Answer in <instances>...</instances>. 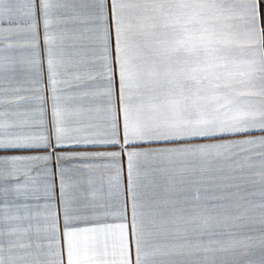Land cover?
Listing matches in <instances>:
<instances>
[{"label":"crops","instance_id":"1","mask_svg":"<svg viewBox=\"0 0 264 264\" xmlns=\"http://www.w3.org/2000/svg\"><path fill=\"white\" fill-rule=\"evenodd\" d=\"M84 17L87 23L81 22ZM43 19L40 0H0V111L5 113L0 158H24L0 160V175L19 171V183L27 185L17 192L16 180H0V188L8 189L0 192L3 264H264V131H241L264 129V0H49L46 29ZM49 49L55 93L48 82ZM108 61L113 89L105 93L101 73ZM41 95L43 101L17 102L20 96ZM125 123L129 132L145 135L218 128L237 133L133 146L151 150L224 141L232 151L139 162L135 227L127 157L121 155V189L104 202L122 200L125 212L86 209L65 233L55 153L51 160L27 159L50 149L25 147L31 141L17 138L37 133L49 141L58 135L84 144L119 132L122 144ZM111 151L120 146L57 149ZM112 162L61 161L68 197H78L88 177L97 180L96 187L104 178L107 192L106 178L114 170L97 165ZM44 186L52 187L51 197ZM34 187L40 200L32 197ZM45 203L51 207L43 208ZM82 203L77 200V206Z\"/></svg>","mask_w":264,"mask_h":264},{"label":"snow or ice","instance_id":"2","mask_svg":"<svg viewBox=\"0 0 264 264\" xmlns=\"http://www.w3.org/2000/svg\"><path fill=\"white\" fill-rule=\"evenodd\" d=\"M102 3V0H101ZM40 6L42 10V15L44 17L43 23L45 29L48 26L49 20H48V7H49V0H40ZM88 18L84 17L81 22L87 23ZM45 41L48 40V34L45 32ZM22 47L27 46L26 44L21 45ZM119 51V49H118ZM108 59L107 57L105 58ZM118 65L120 64L119 59L117 60ZM37 64H39V60H37ZM47 66H48V82L50 89L53 93H55L56 85L58 83L56 79V74L52 70V59H51V51L48 50V60H47ZM4 69L0 67V72H2ZM102 79L106 81L108 87L105 89H101L102 92L110 93L113 89V70L111 68L110 61H108L104 65L103 72L101 73ZM31 84L36 85L39 82L36 80H30ZM123 88H124V74H123V66L120 65V89H121V95L123 94ZM40 88H34L31 89V91H39ZM4 89L0 88V92H3ZM16 92L20 91H30V89L27 88H16L14 89ZM53 98H55L53 96ZM29 99H35L39 101H43L45 99L44 96L39 97H29V96H20L17 97V102L20 100H29ZM4 100L2 97H0V104H3ZM5 113L3 111H0V117H3ZM13 125H9V127H12ZM21 126H29V127H36V124L33 125H21ZM5 126L2 122H0V129H3ZM54 132L58 131V128L54 125ZM241 131H264V129H241ZM237 132L234 130H227L224 128H218L213 129L210 131L200 132V133H194V134H165V135H145L138 132H129L127 124L125 123L124 131H123V143L121 144L120 139H118L119 132L116 134V136L112 139L107 140H100V141H89L84 144H80L78 142H65L61 141L60 137L58 135L54 136L52 141H49L48 137L44 134H37L32 133L31 135L23 138H17V139H25L28 141H31V143L25 144V147H32L36 149H50V153L48 155H37L33 157H29L27 159L31 160H51L52 159V153H55V161L57 168L59 170V186H60V201L61 205L63 207V222H64V232L67 233L69 230L70 221L77 220L82 215H86V212L84 210L86 209H97L101 208L106 211L113 210L114 208H118L120 211L125 212V205L122 200L117 201V203L114 205L112 203H105L104 199L105 196L111 199L113 195V190L115 189L117 192L121 189V166L117 162L118 158L121 155H126L127 157V169H128V194L131 199V209H132V221L133 226L135 227L137 224V207H138V192H137V177L140 175V173L137 172V164L141 161H143L146 164H151L155 161H168V162H174L177 160H182L188 157H192L197 155L198 153H206L212 150H216L218 153L223 152H231L232 148L228 147L224 141H218L216 143L212 144H201L194 147H184L182 144H178L176 147L173 148H154L151 150H135L133 146L140 145V144H152V143H167L170 141H183V140H190V139H204V138H214L219 137L227 134H236ZM89 144H101V145H119L120 151H111V152H95V153H62L57 152V149L61 148H67V147H75V146H81V145H89ZM19 146V145H18ZM131 149V150H130ZM85 157L93 158V159H104V158H110L113 162L110 164H102L97 165L99 167L103 168H111L114 170V174H110L106 180L108 182V190L105 192L104 188V178L101 179V183L98 187L97 180L88 177L86 180L82 181V187L80 190V195L78 197L69 198L66 193V184L63 177V172L66 170L64 166L61 165V161L66 160H76V159H84ZM8 159V160H17V159H24L22 157H13V158H0V160ZM31 169H28L24 175H28L30 173ZM45 171L50 172L49 169H45ZM154 171H160L161 173L163 170H154ZM21 173L19 171L13 170L7 175H0V180H16L17 183L13 186L14 190L19 192L22 189H27L26 184L19 183ZM39 175V173H37ZM148 172L146 171L144 173V176H147ZM8 191L7 188H0V192L6 193ZM32 197L36 200L41 199L40 195V189L38 187H34L32 189ZM44 195L46 197L52 196V187L44 186ZM82 200L84 203L77 206V200ZM99 200V203L95 202ZM43 208L47 209L50 208L51 205L48 203H45L42 205ZM49 215V213L47 214ZM51 215L53 217H57L56 212H51ZM53 227H57V223L53 225ZM12 230L9 229V234H11ZM3 235V232L0 231V236ZM0 264H3L2 258H0Z\"/></svg>","mask_w":264,"mask_h":264}]
</instances>
